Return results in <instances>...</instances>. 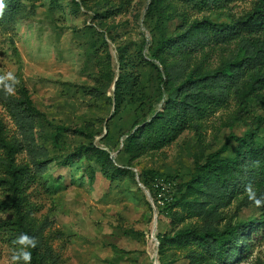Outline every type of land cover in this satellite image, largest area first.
<instances>
[{
  "label": "rangeland",
  "instance_id": "rangeland-1",
  "mask_svg": "<svg viewBox=\"0 0 264 264\" xmlns=\"http://www.w3.org/2000/svg\"><path fill=\"white\" fill-rule=\"evenodd\" d=\"M154 1L19 0L14 17H0V75L13 72L19 80L14 94L6 95L18 99L24 86L33 105L45 114V119L25 115L28 119L19 122L0 98L7 138L20 143L17 161L28 164L33 175L26 191L31 216L43 228L46 246L40 250L41 262L31 264H161L158 234L200 221L209 207L206 199L200 205L191 203L192 213L167 207L176 195L177 182L219 151L230 134L242 137L253 129L255 117L264 119L263 102L252 101L242 112L239 102L230 100L170 144L131 158L127 138L175 97L165 89L162 65L150 57L161 32L174 36L183 13L190 21L208 17L220 23L228 14L239 16L249 9V4L234 3L224 14L195 12L180 0H169L178 17L159 21ZM211 45L204 49L208 55L204 66L211 69L241 50L238 44ZM106 50L113 81L99 78L95 64L96 52ZM203 55L195 52L186 71L201 63ZM123 75L129 89L116 109L114 83ZM50 125L80 129L86 135L61 133ZM256 141L264 144V126ZM90 143L110 155L108 173L95 156L79 154V147ZM236 147L232 141L224 155L234 157ZM152 171L178 181H152ZM0 175H4L1 167ZM245 195L238 194L219 208L221 229L234 221L262 219V208ZM6 199L0 189V200ZM12 219L10 212L0 211V264H12L18 247L16 237L3 228ZM243 241L250 246L249 254L234 264H264V228Z\"/></svg>",
  "mask_w": 264,
  "mask_h": 264
},
{
  "label": "trees",
  "instance_id": "trees-1",
  "mask_svg": "<svg viewBox=\"0 0 264 264\" xmlns=\"http://www.w3.org/2000/svg\"><path fill=\"white\" fill-rule=\"evenodd\" d=\"M180 1L195 12L215 11L224 14L234 3L249 4V9L239 16L228 14L220 23L208 17L190 21L189 15L183 13L178 26L180 29L175 31L174 36L161 32L156 46L150 50V57L162 65L165 89L175 94V97L166 101L162 111H154L150 122L127 138L126 150L133 159L175 141L186 128L225 107L230 100L238 101L242 112L248 110L252 101L264 103V0ZM73 2L78 5L76 1ZM4 3L6 8L3 15L8 20L18 13L19 0H4ZM168 3L169 0L154 1L153 7L159 21L178 17L173 15ZM212 43L227 46L238 44L241 47L240 54L233 59L222 60L216 68H206L204 62L208 55L204 49L210 48ZM199 51L204 53L202 62L186 71L188 61ZM95 64L99 78L114 80L115 74L107 50L96 52ZM114 85V105L118 109L129 89L126 76H120ZM19 94L20 98L17 99L5 92L0 93V98L6 100L5 104L17 121L20 122L25 115L45 119V114L33 105L24 86L19 89ZM262 117H255L253 129L244 136L230 134L224 146L208 155L203 164H197L194 173L185 180L177 182L178 179L170 175L153 171L149 173L152 181L159 178L164 184L177 182L176 195L167 207L178 206L192 213L191 203L200 205L203 199L209 202L200 221L158 234L161 264H174L181 258L188 260V264H234L249 254L250 246L243 239H249L250 235L264 228V206H261L260 221H234L223 229L219 226L222 218L218 210L227 206L236 195L245 194V185L248 183L255 187L258 196L264 195V144L256 141L264 126ZM50 126L61 133L86 135L80 129ZM232 141L237 144L235 156L228 157L224 154ZM20 148V143L7 138L0 120V150L3 152L0 167L4 174L0 175V189L7 194L6 200H0V211L13 215L12 220L3 223V228L16 238L21 233L35 237L38 243L35 248L29 249L31 261L41 262L40 250L46 246L42 240L43 228L31 216L26 191L33 175L28 164L17 161ZM78 151L79 154L95 156L103 169L107 173L110 171V155L105 150L90 143L80 146ZM254 160L260 161L259 167H251ZM245 199L249 200L247 195ZM175 216L176 212L173 213L174 218ZM177 220H180V216Z\"/></svg>",
  "mask_w": 264,
  "mask_h": 264
},
{
  "label": "clouds",
  "instance_id": "clouds-1",
  "mask_svg": "<svg viewBox=\"0 0 264 264\" xmlns=\"http://www.w3.org/2000/svg\"><path fill=\"white\" fill-rule=\"evenodd\" d=\"M5 8L6 5L4 0H0V17L3 16ZM18 83L19 80L13 72H6L0 75V85H4V91L6 94H14L15 85ZM259 166L260 161L254 160L251 162V167L257 168ZM245 194L249 201H251L256 207L264 206V195L258 196L255 187L251 183L245 185ZM14 243L18 247L12 254V264H31L32 254L29 249L37 246L38 242L36 238L27 233H21Z\"/></svg>",
  "mask_w": 264,
  "mask_h": 264
}]
</instances>
